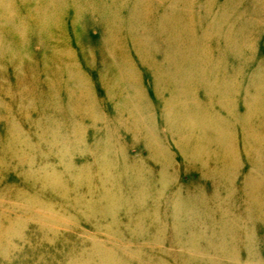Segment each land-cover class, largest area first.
<instances>
[{
    "label": "rangeland",
    "instance_id": "1",
    "mask_svg": "<svg viewBox=\"0 0 264 264\" xmlns=\"http://www.w3.org/2000/svg\"><path fill=\"white\" fill-rule=\"evenodd\" d=\"M239 1L245 5L248 0ZM42 4V0H0V223L7 225L10 217L16 214L20 216L19 220L23 221L22 232L18 234L20 236L14 233L7 236L15 251L10 254L0 249V264H61L62 253L59 249L62 246L67 249L72 243L77 244L78 228L92 235H83L87 239L85 241L91 242L90 237L108 240L105 244L114 254L111 252L112 257L107 264H264V196L259 189L257 203L252 208L254 216L251 217L257 218L255 227L251 218H235L236 222H233L232 228L234 236H212L213 234L205 231L206 227H199L202 222L208 224L204 217L182 213L180 217L190 223L189 230L183 227L179 230L171 228L170 218L175 201L173 194L188 196L189 193H196L195 195L201 197L197 200L199 206L195 210L203 209L206 200L211 213L219 212L210 196L218 194L223 198V194L227 193L228 180L224 179V176L231 167V164L221 161L225 154L220 144L209 139L201 140L200 134L194 132L188 138L187 149L194 154L192 146L200 148L196 153L198 162L180 155L178 145H181V138L178 133L173 135L168 125L159 124L165 111L157 109L163 105L159 96L169 97V89L163 84L164 76H153L152 72L144 67L138 69L141 74L132 69L127 76L133 75L131 79L140 84L139 96L149 98L147 111L141 112V117L148 114V117L159 125L155 134L149 133L150 124L140 123L134 127L136 124L132 125L131 121L141 102L133 101L130 105L121 101L114 103L111 95L94 87L95 82L101 78L119 81L118 73L111 74L109 69L117 66L119 61L107 51L109 40L106 37L110 28L107 22L102 20L99 11L86 10L85 20L76 25L68 37H64V34L56 30L57 17L52 25V33L44 31L43 24L33 20L39 11L36 10L37 7ZM244 5H241V8ZM14 7L18 10V16L14 13ZM53 10L57 14L61 12L58 8ZM63 10L71 12L72 9ZM243 14L244 11L240 16ZM66 24L71 26V22ZM242 26V31L246 33L249 25L244 23ZM122 31L120 26L115 33L123 35ZM133 36H136V33ZM240 40L238 38L237 41ZM130 41L122 37L114 39L110 44L120 53L127 50V56L138 64L142 58L140 46H131ZM202 42L205 44L211 41ZM63 46L66 57L62 56L60 59L65 64V69L58 75L65 74L58 79L55 75L60 68V60L54 66L47 61L50 54L61 52ZM251 50L254 59L261 58L264 53V30L257 34ZM249 51L248 48L242 49V57L249 56ZM195 56L201 59L210 57L207 51H199ZM51 68L54 72L50 71ZM262 71L263 68H259V72ZM182 73L190 75L188 70ZM90 77L93 78L94 85L88 80ZM84 78L87 81L83 82ZM187 82L183 84L187 85ZM65 83H70L75 96L90 98L74 101L72 108L64 102L44 104L45 99H50V95L51 99L56 100L57 94H60L63 100L70 101L72 97H68L63 91L62 85ZM59 86L60 88H57ZM155 87L157 94L154 93ZM197 89L181 94L176 92L175 97L179 94L182 100L190 101L196 97ZM126 92L129 93L123 91L121 94L126 95ZM106 96L109 99H106ZM197 96L203 100L207 97L201 89L197 90ZM241 96L239 95L237 106L235 104L239 113L245 111ZM91 99L93 107L88 104ZM107 100L115 105L110 107ZM43 107L50 108L48 114H37L36 110ZM192 110L196 111V108ZM27 111L28 115L25 116ZM217 113L222 117L226 116L228 111L217 109ZM11 119L19 124L27 137H30L31 132L32 140L39 145L35 151L29 153L31 148L23 149L27 148L30 139L11 145L15 156H12V149L3 147L4 142H11ZM30 119L37 120L35 122L38 129L32 130ZM260 119L264 121V116ZM229 127L233 133L232 142L237 154L234 164L237 165L238 161L242 165L241 168H244L238 174L235 170L231 176L233 194L240 197L245 188H248L242 181V175L247 176L251 171L254 156L248 149L243 126L234 124ZM136 128L141 129L137 137L134 135ZM259 128L264 133V125ZM50 130L51 133H47ZM104 133L109 135L112 141L107 142L106 136L103 137ZM157 147L170 151L172 155L164 161L160 154L156 155ZM22 153L29 158L27 165L32 161L29 168L21 161ZM63 155L65 160L72 158L71 164L64 160L65 164L70 165L68 186L77 189L81 194L85 193L81 198L76 191L74 201L67 200L59 185L52 186L45 181H38L35 187L31 185V180L35 179L39 168L44 170L41 169L38 177L48 167L62 171V167L57 163ZM227 156L229 158V155ZM164 166L167 168L162 170ZM24 169L28 170L26 176L22 174ZM161 170L165 175L163 180L167 181L168 185L160 187V192L159 179L156 180L159 174L157 175L156 171ZM217 170H221V176L215 173ZM152 172L155 175L145 180ZM139 176L141 181L145 180L141 184L138 183ZM90 177L95 178L94 185L88 184L86 179ZM29 178L31 180H28ZM140 186V189H146L142 197L137 194ZM240 189L244 190L240 192ZM154 190L160 192L158 196ZM165 190L169 191L167 196ZM136 194L135 200H132ZM130 195V202H127L126 199ZM26 197L33 198V205ZM84 197L86 198L83 199ZM248 200L245 197L238 200V203L242 206L247 204ZM228 205L229 203L223 200L221 209H227ZM42 212H53L57 223L63 221L59 223V227H64L71 221L70 217H75L69 222L72 224L69 230L77 235H70V238L64 241L58 237L53 238L54 233L46 230L48 224L44 225L43 230L39 222L30 218L35 217L38 221L34 214ZM215 216L218 217L217 214ZM53 226L51 225L52 228ZM79 237L82 238L81 235ZM90 251L93 253L96 248H90ZM191 253L196 258L190 257Z\"/></svg>",
    "mask_w": 264,
    "mask_h": 264
},
{
    "label": "bare ground",
    "instance_id": "2",
    "mask_svg": "<svg viewBox=\"0 0 264 264\" xmlns=\"http://www.w3.org/2000/svg\"><path fill=\"white\" fill-rule=\"evenodd\" d=\"M42 2L44 4L37 7L36 10L39 11L35 14L33 20L42 23L44 31L52 33V25L54 19L57 17L56 30L64 34V37H68L72 29H74L76 25H80L82 20H85L84 12L86 10L99 11L103 18L100 19L105 20L110 28L109 34L106 37V39L109 40L107 51L113 54V57H117L119 61L117 66H112L109 69H111V74L115 72L118 73L119 81L101 78V80H97L94 85L92 77L88 80L94 87L100 88L107 95H111L114 103H119L121 101L125 105H130L133 101L141 102V105L138 104V111L136 115L133 116V121H131L132 125L136 124L134 127H137L140 123L150 124L151 126L148 127V131L149 133L155 134L158 125L165 123L168 125L171 134L174 135V133H178V137L180 136L181 138V145H178L180 155L185 158L190 157L194 162H198L199 157L196 153L200 148L192 146V149L195 151L194 154L187 149V142L190 134L197 132L200 134L201 140L209 139L212 142L220 144L223 154H225L221 161H223L224 164H231L229 165L231 167L227 169L225 173L226 176H224V179L228 180L227 193H225V195L223 194V198L219 197L218 194L210 196V200L213 199V203L218 207L219 212L215 213L218 217L210 212L206 200L203 209L199 211L195 210L199 206L197 200L201 197L200 195L189 193L188 196H182L177 193L178 196L175 194L172 195L175 201L173 204V215L170 218L172 223L170 220V224L173 230H179L181 227L189 230L190 223L180 217L182 213H189L193 216L204 217L208 224L202 222L199 227H206L205 231L209 232L211 235L213 234L212 236L215 234H229L234 236L232 228L233 222H236L235 218L250 219L254 216L252 208L257 203V190L259 189L264 196V133L259 128L261 125H264V121L260 119L261 116H264V53L261 54L260 59H257V57L254 59L253 50H251L253 48V42L257 39V34L264 30V0H248L245 5L239 0H42ZM241 5H244V7L241 8ZM56 8L61 12L57 14V12L53 10ZM63 8H71L72 10L68 12L63 10ZM13 10L18 16L17 8L14 7ZM243 11L244 14L241 17L240 15ZM67 22H71V26H67ZM244 23L249 25L246 33L242 31V27H244L242 24ZM120 26L123 28V35L115 33V30ZM134 33H136V36H133ZM122 37L124 40H131V46H140L142 58L138 64L127 56V50H123L122 53H120L116 47L110 44L114 39L117 40ZM238 38L241 40L237 41ZM202 40L211 42L204 44L203 42L201 43ZM247 48L250 49L249 56L243 58V52H241V50ZM64 50L63 46L61 52L50 54L49 60L47 61L54 66L58 64V60H60L59 69L62 70L58 69V73L55 72V76L58 79L60 76L58 74L65 69V64L60 59L62 56L66 57ZM199 51H207L210 57H206V59L197 58L195 55ZM14 62L16 63V61ZM88 62L92 64L90 61ZM139 67L146 68L152 72L151 75L153 76H164L163 84L169 89V97L165 96L164 98V96H159L163 101L161 102L163 105H160V108L157 109L165 110L163 111L162 119L159 124L152 120L151 117H148V114L142 113V117L140 115L141 112L147 111L150 101L148 97L139 96L141 86L134 79H131L133 75L132 77L127 76L130 70L135 69L138 71ZM259 68H263V71L259 72ZM185 70H188L190 73L189 76L182 73ZM50 71L54 72L52 68ZM139 73L141 74V72L138 71V74ZM63 74L65 73H62L61 76H63ZM146 74L147 73H145V75ZM88 75L90 74L88 73ZM188 80L192 82H187ZM85 81H87L86 78H84L83 82ZM183 82H187L188 84H183ZM62 86L63 91L68 97H72V99H70V101L63 100L60 94H57V99L54 100L51 99L52 96L50 95V99H45L46 102H44V104L54 105L64 102L68 107L72 108L74 101H79L80 99L87 100L90 98L80 97V95L75 96V92L71 90L70 83H65ZM94 87L93 89L95 90ZM198 87L207 95L205 100L197 96V90L199 91V89H197ZM57 88H60V86ZM156 88L157 87H155L154 91L155 94H157ZM194 88L197 89L196 97L191 98L190 101L182 100L179 94H181V92L187 93L186 91L191 92ZM123 91H129V93L126 92V95H122L121 93ZM176 92H179L177 97H175ZM239 95H242V104L245 106V111L242 113H239L235 109V104L237 106V101L239 102ZM106 99H109V97L106 96ZM107 101L110 107L115 105L114 103L111 104L110 100ZM88 104L93 107L92 99ZM194 108H196V111L192 110ZM49 109L48 107H43L40 110H36V113L48 114ZM217 109H225L228 113L226 116L221 117L217 113ZM27 115L28 111L25 116ZM25 119L28 120L27 118ZM35 121L37 120L30 119L32 130L39 128ZM234 124H241V126H243L244 136L249 147L248 149L254 156V160L252 161L254 165L251 171L247 176L242 175V181L248 188H245V190L240 189V192L244 190L240 197L233 194L231 182V176L235 170L236 174H238L240 170H244V168H241L242 165L239 164L238 161L237 165L234 164L237 160V154H235L234 144L232 142L233 133L229 127ZM10 126V134H12L11 142H4L3 147L12 149V156H15L12 146L19 143L21 140L25 142L27 139H30L27 148L23 149L31 148L29 153L35 151L36 146L39 145L32 140L33 137L31 136V132L30 137H27V134L13 119H11ZM107 128L111 129L109 126H107ZM140 132L141 129L138 130L136 128L134 130V135L137 137ZM47 133H51V130L47 131ZM104 136H106L105 140L107 142L112 141L111 137L106 135V133H104L103 137ZM183 140H185V142H183ZM22 151L23 150H18V152ZM155 153L156 155L160 154L162 158H164V161L169 159L168 156L172 155L170 151L160 147H157ZM226 154L229 155V158ZM63 157H65V155L61 156L57 163L58 166L62 167V171L53 167H48L47 170L38 177V173L41 174V169L44 170L43 168H39L35 179L31 180L29 178L28 180H31V185L33 187L37 185L38 181H45L52 186L59 185L62 187V194L67 200L69 201V199H72V201H74L76 199L75 193L78 190L70 188L67 184V180L70 179L71 176L68 172L70 165L64 163L65 158ZM21 159V161L26 164L29 158L23 156L22 153ZM71 159L72 158H69V160H65V162L71 164ZM31 162L30 160V163ZM30 163H28V165L26 164L28 168ZM165 168H167V166L162 167V170H165ZM162 170L156 171L157 175L159 174L156 180L159 179L158 188L160 192L161 188L167 187L168 185L167 181L163 180L165 175L161 173ZM27 173V169H24L22 172L25 176ZM215 173L220 176L222 175L221 170H217ZM151 175L153 177L155 174L153 172L150 173V175L146 176L147 179L145 178V180L151 179ZM86 180L89 182L88 184L92 183L94 185L95 183V178L90 177ZM138 180L139 184L145 181H141L140 176ZM141 187L142 186L138 188L137 194L139 197L145 195L143 193H145L144 190L146 189L142 190L140 189ZM152 190L153 188L150 189V191ZM154 192L157 196L160 193H157L156 190H154ZM168 192V190H165L166 196ZM78 193L81 198L85 194H81L80 191H78ZM137 194L132 197V200H135ZM132 195L127 197V202H130ZM245 197L249 199L246 202L247 204L240 206L238 200L244 199ZM85 198L86 197L83 199ZM26 199L33 205L32 197H26ZM223 200L228 202L229 205L227 209L222 210L221 204ZM157 201H159V199H157ZM144 211H146V209ZM34 215L38 217V221L35 217L31 216L30 218H34L36 222H39L43 230H45L44 225L48 224L46 230L54 233L53 238L58 237L59 240L61 238V240L64 241V239L70 238V235L76 234L71 233L72 230H69L72 225L69 222L73 221L75 218L73 216L70 217L72 220L65 224L64 227H59V223L63 221L57 223V219L53 217V212L49 214H45L44 212L40 214L35 213ZM19 219L20 216L16 214L10 217V221L7 225L0 223L1 251L9 253L15 251V248L12 247L7 236H9L10 233V235H12V233L17 235L21 234L23 221ZM146 219L147 216L145 220ZM256 220V217L255 219L251 218L253 226ZM51 225H54L53 228ZM60 232L61 234H59ZM62 235L64 237H61ZM80 235L82 238L79 237ZM83 235L92 236L78 228L77 237L79 240H77V244L72 243L67 249H63V246L59 249V252L62 253L60 263H109L113 251H110L111 249L107 248V244H105L108 240L90 237L92 239L90 242L85 241L87 239L84 238ZM109 243L111 244V242ZM93 247L96 248V251L90 253V248ZM189 256L196 258L192 253ZM137 264L139 263L137 262Z\"/></svg>",
    "mask_w": 264,
    "mask_h": 264
}]
</instances>
